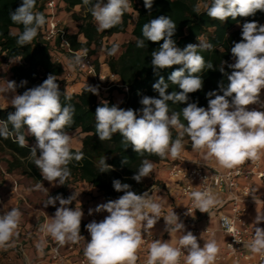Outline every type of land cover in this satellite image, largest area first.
<instances>
[{"label":"clouds","instance_id":"clouds-1","mask_svg":"<svg viewBox=\"0 0 264 264\" xmlns=\"http://www.w3.org/2000/svg\"><path fill=\"white\" fill-rule=\"evenodd\" d=\"M90 5L91 15L96 23L97 31L103 32L122 23L125 13L132 11L130 0H83ZM36 0H22V4L10 13L13 23L22 25L23 31L11 33L17 37L21 47L31 44L39 30L46 24L43 13L34 11ZM153 0H144V6L151 11ZM207 16L214 20L226 22L229 18L254 17L264 12V0H209L203 4ZM198 14L201 5L194 9ZM177 30L176 23L165 15H160L145 23L142 27L144 39H137V47H145V40L162 44L151 52V65L154 73L160 70L181 67L172 71L167 81L160 76L152 85L158 93L157 97L143 96L140 109H124L118 104L109 105L102 101L95 111L96 136L100 141L110 140L119 133L125 149L129 146L140 155L145 153L160 158L170 156L177 159L184 149L183 138L187 136L192 149L207 160L214 158L224 169H233L246 161H258L264 151V111L251 105H259L264 109L261 93L264 91V25L257 21L244 22L241 40L233 42L231 56L233 63L222 61L219 71L226 77L218 84V91L206 94L207 108L198 106L197 102H189V94L203 89V77L199 75L205 68L215 70L211 62L205 61L200 51L211 50L212 45L199 42L187 44L183 49L173 39ZM119 44H113L108 55L119 51ZM86 50L76 53L68 61V67H84ZM231 69L225 71V65ZM101 80L105 78L100 77ZM58 77L49 74L39 85L28 88L17 94V85L9 81L7 88L0 89L4 93H12L10 105L15 109L10 112L6 121H0V137L5 139L15 136L21 147H26L28 136L34 137L36 144L30 147V156L40 170L44 180L65 184L70 176L69 163L79 161L83 154L73 152L72 139L65 131L74 123V106L62 105ZM176 85L181 91L169 93V83ZM27 81H22L24 86ZM87 90L98 95L97 87L87 85ZM222 93V94H220ZM169 102L186 103L181 112L170 110ZM181 114L185 123L181 122ZM11 124V129H9ZM172 129L178 135L173 139ZM39 152V155L37 153ZM126 163V161H122ZM154 165L145 159L135 171L132 179L137 183L152 173ZM114 170L101 160L100 172ZM113 188L122 192L119 198L109 200L89 210L107 212L108 215L97 222L92 220L85 227L90 235L84 248L87 264H136L137 251L144 242V233H150L157 221L162 217L161 203L155 202L149 192L137 194L128 183L119 179L113 180ZM42 187L37 185V188ZM194 206L202 213L220 203L210 189L192 193ZM75 195L67 199L57 195L48 197L45 207L55 206L59 201L54 218L46 223L42 231L50 235L59 245L67 242L77 243L81 240V221L84 213L81 208H70L68 205ZM189 214V213H188ZM21 212L17 208L0 215V247H5L18 228ZM168 231H183L184 224L174 211L163 217ZM264 221V215L258 213L255 223ZM184 233V232H183ZM179 247L162 240H153L149 247L146 264H179L181 249L187 253L186 264H213L219 251L217 242L211 240L203 246L191 231L183 234L178 240ZM252 252L264 253V229L255 228L254 239L247 245Z\"/></svg>","mask_w":264,"mask_h":264},{"label":"trees","instance_id":"trees-1","mask_svg":"<svg viewBox=\"0 0 264 264\" xmlns=\"http://www.w3.org/2000/svg\"><path fill=\"white\" fill-rule=\"evenodd\" d=\"M46 0H36L34 11L43 13L46 20L47 14L45 9ZM106 2V0H105ZM132 11L125 13L122 23L116 27L103 32L97 31L96 23L90 12V5H84L83 0H59L58 6L62 4L67 12H70L73 21L77 22V32L69 33L66 30V38L70 46L74 49L84 48L89 55H94L99 47L101 38L115 32H124L128 25L132 24V39L123 44L121 53L114 57L108 55L107 49L106 64L109 71L113 73L121 84L127 87L124 92L123 102L119 106L124 109H140L142 105L139 103L143 96L157 97L158 93L153 90L152 85L156 83L160 76L167 81L172 71L181 67L180 65L172 68L160 70L159 74L154 73L151 65V52L158 48L163 41L151 42L145 40V47H137V39H144L142 36V27L151 19L160 15L169 16L177 25L176 33L173 39L178 47L183 49L187 44H198L205 42L211 44V50L200 51L206 63L211 62L215 66V70L204 69L201 75L203 77V89L195 93L189 94V102H197L198 106L207 108L208 99L206 94L210 91H218L219 82L227 83L226 77L219 71L222 61L233 63L231 56V47L233 42L241 40L242 25L244 22L257 21L264 25V12H257L254 17H237L236 20L229 18L226 22L211 19L207 16L203 9V4L209 0H153L151 11L144 6V0H130ZM22 4V0H0V76L9 75V81H14L17 85V94H22L28 88H32L41 84L49 74L58 77L57 83L62 92L61 104L74 106V123L65 129L71 132L78 130L82 134L80 136L81 146L79 149H73V152H81L83 158L79 161L73 159L68 168L70 176L58 189L51 191V196L57 195L62 198H69L67 191L69 184L77 181H84L91 184L100 192L99 201L96 196L88 195L85 200H89L94 205H100L115 200L123 195L113 188V180L119 179L122 183H128L137 194H142L149 185L148 177L142 182L137 183L132 179L133 174L142 161L147 159L152 163L165 160L157 155H149L147 153L137 154L131 146L125 149L122 143V137L119 133L113 135L112 139L100 141L96 136V120L95 111L98 106H102V101H107L109 105L116 104L111 97L101 98L99 95L93 94L87 90V85H83L79 92L70 93L67 91L65 81L60 79L65 75V68L61 61L55 59V55L64 54L59 48V39L52 41L44 39L45 25L39 30L36 38L26 46L17 44V37L11 33L22 32L23 26L13 23L10 13ZM201 5V11L198 14L194 9L197 5ZM76 6L80 7V12L74 11ZM135 15L134 20L132 15ZM78 35H82L83 41L78 39ZM93 57V56H92ZM94 58V57H93ZM97 65V60L94 59ZM225 71L230 74L231 69L225 65ZM22 81H27L24 86H20ZM169 83V93L171 91H181L176 85ZM91 86V85H89ZM222 94V93H220ZM186 103L173 104L169 102L170 110L181 112ZM15 109L9 105L0 108V120L6 121L10 112ZM181 122L186 124L181 114ZM9 124V129H11ZM173 139L178 135L176 129H172ZM27 141L26 147H21L15 140V136L7 139L0 137V149L7 151L10 159L7 161L8 171L19 169L27 177H31L33 181L39 182L43 180L40 170L33 162L30 156V147L35 141L34 137L28 136L25 131ZM183 140L187 141V147L191 146L190 139L185 136ZM39 155V152L37 153ZM106 159V163L111 165L114 170L108 172H100L101 160ZM126 163H122V161ZM151 175V173H150ZM149 175V176H150ZM74 201V200H73ZM84 201V200H83ZM0 264H7L0 261Z\"/></svg>","mask_w":264,"mask_h":264},{"label":"crops","instance_id":"crops-1","mask_svg":"<svg viewBox=\"0 0 264 264\" xmlns=\"http://www.w3.org/2000/svg\"><path fill=\"white\" fill-rule=\"evenodd\" d=\"M134 18L135 15L133 14L132 19L134 20ZM57 19L69 33L77 32L76 22L72 20L70 12H67L62 4H60L57 8ZM131 28L132 24H129L127 30L124 32H115L110 35L103 36L101 38L102 43L100 42L99 47L103 49L105 44H108L109 46H112L114 43L119 44V51L113 55L114 57H117L123 49V44L133 38L131 34ZM78 39L81 41L84 40L82 35H78ZM101 49L94 59L97 60L98 70L106 75H109L110 71L106 64L107 55ZM69 60L70 59L67 55H60V61L65 68V73H69L68 76L65 74L61 76L60 79L65 81L68 92L76 93L80 91L83 85L89 84V79L85 75H78L75 70L69 68ZM9 78L10 77L8 74L3 77L0 76V89L7 88ZM115 80L117 81L118 78L116 77ZM102 94L103 97H111L112 100L118 105L122 104L123 97L125 95L123 90L117 87H111L106 91H103ZM12 95V93H4L3 91H0V108H5L10 105ZM262 99H264V91L261 93V100ZM68 134L72 139V148L79 149L81 146L80 136H82V134L79 133L78 130L68 132ZM32 144L34 146L36 142H33ZM180 155L189 161H198L211 165L217 169L225 170L217 164L214 158L205 160L201 154L193 150L192 147H187L186 140H184V149ZM4 156L5 158H8V160L10 159L9 153L6 152ZM171 159L172 158L170 156H167L165 157V160L153 163V171L148 177L149 185L151 183L158 184V190H151L149 194L155 202H160L164 209L160 222L155 224L152 231L160 233L162 241H167L174 246L176 241L183 234H186L192 227L201 229L208 228L210 230L208 233L201 232L199 234V243L201 246H203L205 242L215 240L219 248L217 254H220L222 252L226 237L219 229L218 216L222 213H228L229 209L228 205H223L218 208L216 207L221 204V201L225 197L224 192H213L220 203L212 207L208 213H202L199 210L196 211L195 215L197 220L195 223H189L186 217H179V222L184 224V230H167L168 226L163 217L168 216L173 211L176 214V211L184 208L187 203L186 197L181 194L180 180L173 179L169 175L168 164ZM260 160H264V151L261 152ZM1 171L5 174L4 178L8 181H5L6 183L4 182L2 184V181H0V215L10 211L12 208H17L21 212V217L18 228L16 229L12 239L5 247H0V261L7 264H48L46 260L47 251L44 245V240H55L44 231L42 232L40 227L44 220H46L47 223H50L51 218H54L56 209L60 207L59 201L56 202L55 206L48 205L45 207V204L48 201V197L51 196L48 192L58 189L61 184L58 182L50 183L44 179L39 182H35L31 177H27L25 174H23L19 169L5 171V168L1 166ZM13 177L17 178L19 181V187L17 188L18 191L15 190L10 181V178ZM22 180H24L25 183H23ZM44 184L45 187H49V189L44 188ZM37 185L42 186L40 188H43V192L47 198L46 200H41L38 197L36 191ZM67 191L70 197L75 195L76 198L74 199V202H76L75 204L77 205L83 204V200H85L88 195L96 196V198L102 202V199H100V192L91 184L84 181H77L74 184H69L67 186ZM74 208L75 206L73 209ZM258 213L264 215V203L255 202L248 205L245 218L247 225L252 229H255L256 227H264V221H261L258 224L255 223ZM105 214L108 215L107 212H105ZM82 233L83 229L81 227L82 238L76 243L77 245H82L83 243L84 237ZM70 243L73 242L65 243L63 246H61V249L67 256L68 264H76V252H70L67 249ZM183 264H186V256L183 259Z\"/></svg>","mask_w":264,"mask_h":264},{"label":"built area","instance_id":"built-area-1","mask_svg":"<svg viewBox=\"0 0 264 264\" xmlns=\"http://www.w3.org/2000/svg\"><path fill=\"white\" fill-rule=\"evenodd\" d=\"M58 2L59 0H46L44 3L47 14L44 39L52 41L58 38L59 48L64 51L63 53L67 55L69 59H72L76 53L84 52L86 49H74L70 46L66 38L65 27L57 19ZM55 59L60 61V56L55 55ZM84 65V67H76V73L78 75H85L89 79V85L98 88V95L101 98H103L102 92L111 87L122 88L125 92L127 91L126 86L121 84L119 80H115L116 76L113 73L109 72L110 74L106 75L98 70L94 58L89 55L88 52L84 57ZM65 74L67 76L69 75V73ZM100 77L105 79L101 80ZM262 101H264V99H262ZM249 108L264 111L259 105H251ZM168 171L170 177L180 180L181 194L187 199L185 207L176 211V215L182 218L186 217L191 224L196 222L197 218L195 212L198 211L194 206L193 192L210 189L212 193L214 191L225 193V197L221 201V204L216 208L228 205V213H222L218 216L219 229L226 237V240L222 252L216 255L213 264H227V261L228 264H264V253L252 252L247 246L254 239L255 229L247 225L245 218V213L249 204L255 202L264 203V160L259 159L254 162L246 161L243 165L236 168L220 170L198 161H189L180 155L177 159H171V161H169ZM14 188L15 190L18 188L16 182H14ZM151 190L157 191L158 184L151 183L144 192L147 191L150 193ZM83 202V204L77 205L75 204L76 202L72 201V203L68 205L70 208L74 206L76 208H81L84 213L81 221V227L83 229L82 234L84 237L83 243L82 245L70 243L67 247L68 251L76 252V264H87L84 257V248L87 241L90 240V235L85 226L92 220L99 222L107 216L105 212H93L92 215H89V210H94L97 205L92 204L89 200H84ZM163 211L164 209L162 207L161 216L163 215ZM160 220L161 218L157 223H159ZM46 223L47 221L44 220L41 224V231ZM261 229H264V227H261ZM189 231L197 236L199 242V234L201 232L208 233L210 230L208 228L201 229L192 227ZM143 235L144 242L137 251L138 259L136 264H146L151 242L153 240H161L160 233L152 230L149 234L144 233ZM178 240L174 247H179ZM44 245L47 251L46 260L48 264H68L66 254L62 251L61 245L56 241L45 239ZM181 251L183 254L180 257L179 264H183V259L187 254L184 249H181Z\"/></svg>","mask_w":264,"mask_h":264},{"label":"rangeland","instance_id":"rangeland-1","mask_svg":"<svg viewBox=\"0 0 264 264\" xmlns=\"http://www.w3.org/2000/svg\"><path fill=\"white\" fill-rule=\"evenodd\" d=\"M74 11H76V12H80V7L77 6V7L74 9ZM76 24H77V22H76ZM100 42L102 43V41H100ZM108 48H111V45L109 46L108 44H105L103 49H101L100 47H98L96 53H95L94 55H92V56L95 57V56L98 54V52L100 51V49H101L104 53H106ZM4 69H5V66H1L0 71H2V70H4ZM6 152H7V151H3L2 149H0V164H1V165H0V172H1V173H0V181H2L1 184L4 183L5 181H6V182L8 181V180H6V179L4 178V175H5V174L1 171V166H3V167L5 168V171H8V169H7V167H8V164H7L8 158H5V156H4ZM7 153H8V152H7ZM10 181H11L13 187H14V182H16L17 187H19V181H18L17 178H15V177L10 178ZM6 182H5V183H6ZM22 182L25 183L24 180H22ZM45 184H46V183H45ZM45 184H44V188L49 189V187H45ZM46 185H48V184H46ZM16 191H18V189H17ZM36 191H37V195H38V197H39L41 200H46V199H47V198L45 197L46 195H45L44 192H43V191H44L43 188H37ZM42 192H43V193H42ZM48 193H50V195H51V192H50V191H49Z\"/></svg>","mask_w":264,"mask_h":264}]
</instances>
